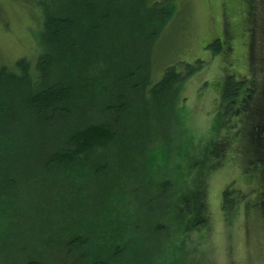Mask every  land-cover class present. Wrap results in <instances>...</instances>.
Listing matches in <instances>:
<instances>
[{"label": "rangeland", "instance_id": "obj_1", "mask_svg": "<svg viewBox=\"0 0 264 264\" xmlns=\"http://www.w3.org/2000/svg\"><path fill=\"white\" fill-rule=\"evenodd\" d=\"M76 1L0 0V68L6 66L9 73H17L16 65L20 59L25 58L31 63L36 62L42 50V41L45 40L43 30L47 12L54 13L60 7L70 9L77 5ZM89 1L97 7L98 13L111 14L104 23L108 25L106 30L101 31V35H105L104 38L110 41V44L104 48L114 52L113 56L118 54L126 56V63L121 64L120 60L115 59L113 60L116 61L114 65L108 61L107 55L103 56L98 53L93 57L97 59L91 60L90 63L88 61L87 65H82L78 73L79 81L91 82L100 78L102 74H110L108 82L114 91H118L125 84L114 82V78L123 77L126 68V77L132 74V85H140L138 92L125 94L126 104H128L126 123H124L127 125L125 139L126 151L129 152L126 156L128 163H124L126 166L122 164V167H126L125 176L122 178L125 183L124 192L121 194L117 190L112 200L119 208L114 212L113 217L112 214L103 217L96 214L97 209H91L93 206L91 200L90 210L89 207L86 211L83 209V212L77 210L69 217V220L62 219L55 210V200H53L59 193L55 194L54 191H50L55 181L32 182L26 191L19 194L17 203L10 211L13 215L15 214L12 223L9 220L10 216L0 223V264H18L20 260L34 257L45 260L47 264H66V260H63L66 255L61 251L63 247L59 246L60 242L65 239L68 232L72 236L79 234L76 229H67L70 225L82 226L80 231H83L85 226L103 222L106 229L107 226H113L114 230L118 219H123L124 224L129 219L132 225H143L141 230L145 232L139 231V235L135 234L131 227L127 236H138L137 242L140 247L147 244L149 240L144 233L152 235L154 223L143 219L144 210L141 213L138 204L144 196L150 197L147 195L150 186L146 185L142 188L145 181L140 183L141 177H138V173L144 170V173L148 174L146 168L151 165V162L145 161L139 155L141 139L145 140L148 137L147 132H144L145 134L141 132L145 127L148 131L154 132L157 135L156 146L159 147L164 144V139L167 141L172 137L173 141L167 142L173 146L177 141L176 133L180 137L178 128L184 126L186 133L181 134L180 138L193 140L198 150L211 145L219 135L225 132L224 126L219 128L214 126L216 119L222 120L220 91L225 69L237 72L239 77L248 76L249 67H251L249 55L256 58L257 65L259 60L264 68V0L255 1V24L248 23L246 20L250 0ZM157 2L165 3L162 9L164 10V13L162 12L163 21L159 26H162L161 31L159 30L161 33L152 45L153 49L148 61L151 48L149 38L155 31L154 24L157 21L155 22L154 19L159 16L161 10L158 6H153ZM228 22H231L235 30L238 29V32L234 34V39L231 40L232 50H225L226 45L224 44L222 53H216L208 46L224 34ZM246 26L254 29L253 36L247 32L242 34L240 28ZM237 59V62L230 65ZM200 60L203 61L201 62L203 66L197 67L193 74L186 77L179 85V89H175L169 97L153 99L144 91L146 86L143 87V84L146 77L154 85L162 79L168 67L176 66L179 72H185L187 64L195 66V63ZM50 70L54 74L56 72L65 74V66L62 64L56 63ZM263 75L264 69L259 70V77L262 78ZM58 77L55 76V79L65 81V78ZM8 78V76L0 77V98L6 99L7 102L9 98L16 101V113L14 120L8 124V129L12 130V134L26 141L27 134L36 135L37 133L34 117L25 106L28 90L23 83L14 84ZM89 82L88 85H92L91 89L100 91L98 84L93 85ZM79 89L83 87L76 88L78 91ZM18 91L20 92L17 93ZM82 92H80L81 95ZM15 93L17 94L14 95ZM83 96L84 100L76 101L75 116H80L86 111L87 99L90 97L89 95ZM146 99L149 100V106L145 105L144 100ZM173 100L178 102L175 107L179 108L181 119L178 118L179 114L177 118L173 117L172 110L170 111ZM100 102L99 108L92 112L93 117L88 118L89 123L101 124L107 121L112 124L108 115L103 111V102ZM260 112L261 114H258L259 112L256 114L259 117L258 121L264 120V109ZM82 119L85 120V117ZM237 120V117L231 119L233 123ZM132 123L141 124L142 130L139 131L138 126ZM173 123H176V126ZM152 126L155 128H151ZM156 129H159V132ZM145 148L152 149L148 143L144 144ZM164 149L163 153L157 154V160L165 166L154 167V172L158 173L152 178L154 180H158L159 177L172 178L174 166L179 161L175 152ZM27 153H29L28 150ZM241 160V158H234L222 164V168L217 167L208 177L206 188L208 228L199 229V226L190 229L187 232L190 237L188 242L180 247L178 253L173 252L179 247V244L172 238L176 226L172 224L170 218H164L166 209L162 207L166 206L168 199L158 198L152 202L151 207L156 209L160 219L164 218L162 223L166 225V234L163 240H156L157 243L154 242V249L151 252L146 246L145 254L134 252V254L128 253L127 256L154 258L160 252V255L167 257L170 262L173 256H176L177 264H264V208L254 206V204L258 205L259 201L256 194L251 192V188L259 185L260 181L254 179L255 181L250 182L249 179L242 177L244 165ZM24 167L27 169L28 163ZM232 183L234 193L231 199L234 206L228 214L224 215L222 195L226 187ZM157 186L159 187L156 188L155 194L162 187L160 182H156L155 187ZM151 190L154 191V187H151ZM170 190L168 189V192ZM93 192L94 196L95 193L104 194L97 186ZM117 193L120 194L121 199ZM101 200L105 202L103 196ZM80 212L85 214L90 221L86 222ZM168 214L170 215L169 210ZM190 216L191 213L188 212V218ZM110 234L111 232L108 233ZM4 235H7L5 241ZM69 264L78 263L70 258Z\"/></svg>", "mask_w": 264, "mask_h": 264}, {"label": "trees", "instance_id": "obj_2", "mask_svg": "<svg viewBox=\"0 0 264 264\" xmlns=\"http://www.w3.org/2000/svg\"><path fill=\"white\" fill-rule=\"evenodd\" d=\"M255 1H249L247 10L246 20L252 24H255V17L252 15ZM164 2L153 4L161 10L159 16L154 19L155 22L157 21L154 22L155 31L149 38L151 48L148 61L153 49L152 45L161 33L162 26H159L163 21ZM75 3L77 5L70 9L60 7L54 13L47 12L43 30L45 40L42 41V50L36 62L31 63L25 58L20 59L16 65L17 73H9L6 66L0 68V77L8 76L12 83L26 85L28 94L25 97V106L27 111L33 115L37 127L36 135L27 134L26 141L12 134V130L8 129V124L14 120L16 101L9 98L7 102L6 99L0 98V223L8 218L7 216L11 217L9 220L12 223L15 214L13 215L10 211L17 203L19 194L26 191L32 182L47 180L55 181L50 191H54L55 194L59 193L53 200H55V210L62 219L69 220V217L77 210L86 211L91 200L93 201L91 209H97L96 214L103 217L111 214L113 217L114 212L119 208L112 200L117 190L121 194L124 192L125 183L122 178L125 176L126 167H122V164L128 163L126 156L129 152L126 151L125 139L127 125L124 124L128 104H126L125 94L138 92L140 85H132V74L126 77V68L123 77L114 78V82L125 84L118 91H114L108 82L110 74H102L100 78L91 82L79 81L80 68L82 65L89 64L91 60L97 59L93 58L96 54L107 55L108 61L114 65L116 64V61H113L115 59L120 60L121 64L126 63V56L123 57L120 54H118L120 57L113 56L114 52L104 48L110 44V41L104 38L105 35H101V31L106 30L108 25L104 23L111 14L98 13L97 7L89 0H77ZM240 30L242 34L251 31L249 33L253 35L254 29L246 26ZM236 32L238 29L235 30L232 27L227 34L225 33V36L231 39ZM208 47L216 53H222L223 50L219 39ZM237 61L238 59L232 61L230 65ZM256 61L255 57H250L251 67H249L248 76L239 77L237 72L225 69L220 91L222 120L216 119L214 125L217 128L224 126L225 132L219 135L211 145L198 150L193 140L180 138L181 134L186 133L184 126L178 128L180 137L176 133L175 145H169L168 142L173 141L171 137L167 140L168 142L164 139V144L161 146L163 148L156 146L157 135L154 132L148 131L146 127L141 132H147L148 137L145 140L141 139L139 155L145 161L151 162V165L146 168L148 174L142 170L138 173V177H141L140 183L145 181L142 188L146 185L150 186L147 194L150 197L144 196L138 205L141 213L144 210L143 219L154 223L152 235L144 233L149 242L140 247L137 242L138 236H127L131 227L135 234L139 235V231L145 232L141 230L143 225H132L129 219L125 224L123 219H118L114 230L113 226H107L106 229L103 222L85 226L83 231H80L82 226L70 225L67 229H76L79 234L72 236L68 232L60 245L57 244L63 247L61 251L66 255V258H63L66 264H69L70 258L78 264H177L176 256H173L170 262L167 257L161 256L160 252L154 258L127 256V254H134V252L145 254L146 246L151 252L154 249V242L163 240L166 234V225L162 223L164 218H170L172 224L176 226L172 238L179 244V247L173 250L177 253L180 247L188 242L190 237L187 232L190 229L199 226V229L208 228L209 212L206 206L208 177L214 169L222 168V164L234 158L242 159L244 165L242 177L249 179L250 182L255 181L254 179L260 181L259 185L251 188V192L256 194L259 201V204H254V206L264 208V120L258 121L259 117L256 116L264 109V102H262L264 101V75L262 78L259 77V70L262 71L264 68L259 60L258 65ZM201 62L203 61L195 63L196 68L187 64L185 72H179L176 66H170L166 69L162 79L154 85L146 77L143 84V87L146 86L144 91L153 99L169 97L175 89H179V85L186 77L193 74L197 67L203 66ZM56 63L65 66V74L51 72V67ZM55 76L63 77L65 81L55 79ZM73 81L76 82L72 83ZM88 82L93 85L98 84L100 91L91 89L92 85L89 86ZM80 86L83 87L79 89L80 92L83 91L82 95L76 90ZM83 95L90 97L87 99L86 111L82 115L78 114L80 116H75L76 101L84 100ZM100 101L103 102V111L108 115L112 124L107 121L101 124L89 123L88 118L93 117L92 112L99 108ZM144 102L149 106L148 99ZM171 102L170 111L172 110L173 117L177 118L179 114L178 118L181 119L179 108L175 107L178 102L174 100ZM83 117L85 120L82 119ZM232 117H237L238 120L233 123ZM132 124L137 125L139 131L142 130L141 124ZM173 124L176 126V123ZM147 126L150 127L148 124ZM156 130L159 132V129ZM147 143L152 149H144V144ZM164 148L175 152L179 161L174 166L172 178L159 177L158 180H154L152 178L158 174L154 172V167L165 166L157 160V154L163 153ZM27 163L29 167L25 169L24 166ZM156 182H160L162 186L156 193L161 192L157 196L155 191L159 186L155 187ZM96 186L105 195L95 193L94 196L93 191ZM233 186L232 183L223 191L224 215L228 214L234 206L231 199L234 193ZM151 187H154V191ZM168 189L171 190L168 192ZM102 196L105 202L101 200ZM117 196L121 199L119 193ZM158 198L168 199L166 206L162 207L166 209L163 219H160L156 209L151 207L152 202ZM82 212L80 215H83L84 220L89 222V218ZM188 212L191 213L190 218H188ZM109 232H111L110 235H108ZM6 238L7 235H4V241ZM18 264L47 263L45 260L34 257L20 260Z\"/></svg>", "mask_w": 264, "mask_h": 264}, {"label": "flooded vegetation", "instance_id": "obj_3", "mask_svg": "<svg viewBox=\"0 0 264 264\" xmlns=\"http://www.w3.org/2000/svg\"><path fill=\"white\" fill-rule=\"evenodd\" d=\"M158 3H160V2H158ZM162 3V2H161ZM255 13H256V6L254 7V9H253V13H252V15L255 17V19H256V15H255ZM255 22V21H254ZM231 28H232V26H231V22H228V24H226V29H225V32H224V34L220 37V38H218L219 40H220V42H221V48H224V44L226 45V49L225 50H232V45H231V40L232 39H234V36L230 39V38H226V36H225V33L227 34V31H230L231 30ZM249 32H251V31H247V34L249 33ZM253 32H254V30H253ZM250 34V33H249ZM253 36V35H252ZM218 39H216V40H218ZM216 40H214V41H216ZM249 40H251V38H249ZM214 41L211 43V44H213L214 43ZM210 44V45H211ZM230 44V45H229ZM209 45V46H210ZM229 45V46H228ZM228 46V47H227ZM250 57H251V55H249Z\"/></svg>", "mask_w": 264, "mask_h": 264}]
</instances>
